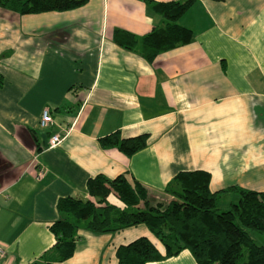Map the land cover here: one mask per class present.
Returning <instances> with one entry per match:
<instances>
[{"label":"crops","instance_id":"obj_1","mask_svg":"<svg viewBox=\"0 0 264 264\" xmlns=\"http://www.w3.org/2000/svg\"><path fill=\"white\" fill-rule=\"evenodd\" d=\"M176 1L185 0H88L26 15L0 8V264H47L58 202L89 198L99 175L137 183L153 204L167 202L166 185L188 171L208 173L212 193L264 192V0H194L178 20L191 41L150 63L118 46L163 25L149 6ZM45 108L53 122L40 129ZM113 134L146 135V146L130 156L102 146ZM54 135L61 141L49 147ZM141 237L164 253L143 225L80 228L72 256L50 264H117V248ZM148 264L196 263L182 251Z\"/></svg>","mask_w":264,"mask_h":264},{"label":"trees","instance_id":"obj_2","mask_svg":"<svg viewBox=\"0 0 264 264\" xmlns=\"http://www.w3.org/2000/svg\"><path fill=\"white\" fill-rule=\"evenodd\" d=\"M87 1L0 0V8L19 15L64 12L82 7ZM193 1L149 6L152 13L161 17L163 25L141 37L126 34L118 46L150 63L158 54L188 44L192 34L178 20ZM146 140V135L120 139L113 134L101 143L130 156L145 148ZM209 179L203 171L180 172L164 189L169 200L153 204L143 187L123 176H96L87 183L89 198L58 202L59 218L49 228L55 243L43 259L47 264L69 259L77 229L111 234L143 225L162 245L164 253L160 254L148 239L141 237L117 248V264L159 262L182 251H187L196 264H264V192L232 187L227 191L235 193L237 200L229 209L220 211L219 195L227 191L210 192ZM109 195L115 196L122 207L111 205L107 201ZM255 234L260 236V242Z\"/></svg>","mask_w":264,"mask_h":264},{"label":"built area","instance_id":"obj_3","mask_svg":"<svg viewBox=\"0 0 264 264\" xmlns=\"http://www.w3.org/2000/svg\"><path fill=\"white\" fill-rule=\"evenodd\" d=\"M53 120L50 114V111L48 109H43L39 118L38 126L40 129H47L51 124ZM61 138L57 135H54L50 138L49 140V147L56 146L60 143ZM41 175V174H40ZM5 252L4 250L0 247V262L2 258L4 257Z\"/></svg>","mask_w":264,"mask_h":264},{"label":"rangeland","instance_id":"obj_4","mask_svg":"<svg viewBox=\"0 0 264 264\" xmlns=\"http://www.w3.org/2000/svg\"><path fill=\"white\" fill-rule=\"evenodd\" d=\"M230 189V188H229ZM227 198H230L227 196ZM226 197H222L221 198V202L220 200L217 201V208L220 210V211H224V210H227L230 208V203H229V200L230 199H227ZM255 239L260 242V236L255 234L254 235Z\"/></svg>","mask_w":264,"mask_h":264}]
</instances>
